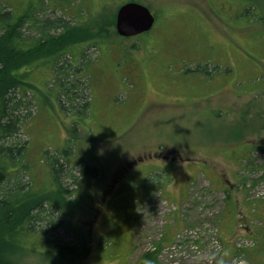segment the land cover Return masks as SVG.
I'll return each mask as SVG.
<instances>
[{"label":"rangeland","instance_id":"374dc122","mask_svg":"<svg viewBox=\"0 0 264 264\" xmlns=\"http://www.w3.org/2000/svg\"><path fill=\"white\" fill-rule=\"evenodd\" d=\"M123 1L83 3H105L117 14ZM135 1L156 17L151 41L119 39L111 25L103 29L110 48L85 51L102 71L88 98L100 128L89 136L100 171L83 175L67 198L81 242L70 232L65 242L76 245L74 253L29 250L19 262L257 264L246 252H254V231L262 226L255 204L264 196V180L256 181L264 172V0ZM132 44L140 67L123 61L118 72L122 51L112 48ZM54 114L51 134L43 127L34 132L61 145L69 121ZM155 173L160 187L142 184ZM244 174H250L246 185ZM166 237L172 242L144 256Z\"/></svg>","mask_w":264,"mask_h":264},{"label":"trees","instance_id":"16d2710c","mask_svg":"<svg viewBox=\"0 0 264 264\" xmlns=\"http://www.w3.org/2000/svg\"><path fill=\"white\" fill-rule=\"evenodd\" d=\"M94 6H85L83 0H0V264H20L29 250L51 255L74 253L76 245L65 242V234L70 232L81 242L78 229L69 223L67 198L76 194L73 186L83 175L95 177L100 171L89 139L100 128L91 120L92 99L88 98L102 71L85 51L110 48L103 29L115 26L116 21V14L105 3L101 8ZM167 13L163 15L166 19ZM140 36L149 43L152 31ZM113 43L118 45L121 40ZM115 45L113 53L122 51L114 63L118 72L123 61L132 69L140 67L134 52H129L136 45H121L122 50H116ZM125 74L121 77L126 78ZM54 111L69 121L70 135L61 145L53 138L44 142L39 138L42 133L36 137L34 132L35 127H43L52 133L57 119ZM80 130L85 135H80ZM250 150L247 148L245 155ZM159 176L147 175L142 184L160 187ZM243 177L246 185L250 174ZM258 180H264V172ZM225 194L234 209L235 197L229 190ZM255 206L262 208L258 213L262 226L254 231V252L246 254L264 264V196ZM166 242L172 239L157 242L156 249L144 256L154 257Z\"/></svg>","mask_w":264,"mask_h":264},{"label":"water","instance_id":"95a60500","mask_svg":"<svg viewBox=\"0 0 264 264\" xmlns=\"http://www.w3.org/2000/svg\"><path fill=\"white\" fill-rule=\"evenodd\" d=\"M155 22L156 17L147 6L131 0L119 7L115 27L120 36L134 37L150 31Z\"/></svg>","mask_w":264,"mask_h":264}]
</instances>
